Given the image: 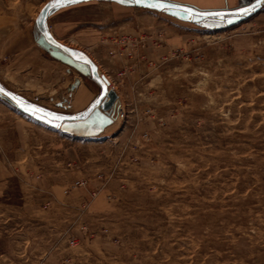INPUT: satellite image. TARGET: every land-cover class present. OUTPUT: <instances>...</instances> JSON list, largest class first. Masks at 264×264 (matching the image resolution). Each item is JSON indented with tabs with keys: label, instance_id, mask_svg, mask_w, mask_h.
<instances>
[{
	"label": "rangeland",
	"instance_id": "374dc122",
	"mask_svg": "<svg viewBox=\"0 0 264 264\" xmlns=\"http://www.w3.org/2000/svg\"><path fill=\"white\" fill-rule=\"evenodd\" d=\"M48 3L0 0V264H264V1Z\"/></svg>",
	"mask_w": 264,
	"mask_h": 264
},
{
	"label": "crops",
	"instance_id": "0c3cea01",
	"mask_svg": "<svg viewBox=\"0 0 264 264\" xmlns=\"http://www.w3.org/2000/svg\"><path fill=\"white\" fill-rule=\"evenodd\" d=\"M264 0H260V2H263ZM153 2V0H146V3H150ZM162 3H168V4H177L181 7L184 8H191L194 10H198V11H203V12H228V11H232L237 9V7L239 6H249V5H253L254 3L257 2V0H161ZM148 7V6H147ZM167 10V9H166ZM46 40L48 39L50 42L54 43L53 47L54 48H63V49H67V52L69 51V48H67L68 46H66L65 44H62L59 40H55V39H50L51 37L48 35H45ZM46 40H42L40 39L38 41V45L39 47H46L48 45V43L46 42ZM2 90H4L2 87H0ZM70 88H72V90H77V95H78V91L83 90L84 88L79 87V85L77 86H71ZM85 90V89H84ZM86 91V90H85ZM5 92V91H4ZM88 92V91H87ZM93 98H89L88 103H84L83 105H81V109L79 110L80 112L85 111L86 109H88L90 106H88L90 104V101ZM87 111V110H86ZM90 122L89 116L88 118L86 117L84 119V122Z\"/></svg>",
	"mask_w": 264,
	"mask_h": 264
},
{
	"label": "snow or ice",
	"instance_id": "6c2138e0",
	"mask_svg": "<svg viewBox=\"0 0 264 264\" xmlns=\"http://www.w3.org/2000/svg\"><path fill=\"white\" fill-rule=\"evenodd\" d=\"M79 2H80V0H49V3L44 6V9H42L41 12L43 13V11L45 9L58 8L61 6H67L69 4H76ZM121 2H125V0H121ZM130 2L136 3V4H143V3H146V0H130ZM259 3H260V0H257V4H259ZM147 6L151 7V8H170V7H172L171 5H167L165 3H162L161 0H153V2L148 3ZM252 7H254V6H248V7L239 6V7H237L236 11L240 15H245L249 11L252 10ZM40 19L41 20L43 19V15H41ZM32 111L35 112V109H32Z\"/></svg>",
	"mask_w": 264,
	"mask_h": 264
},
{
	"label": "water",
	"instance_id": "95a60500",
	"mask_svg": "<svg viewBox=\"0 0 264 264\" xmlns=\"http://www.w3.org/2000/svg\"><path fill=\"white\" fill-rule=\"evenodd\" d=\"M146 4H148V3H146ZM44 34L48 35V32L44 31ZM50 39L52 40L53 38L51 37ZM0 97H2L3 99L7 100L8 102H10L14 105L16 104V102L9 95H7L1 88H0ZM116 100H118L117 93L112 89L108 90L106 98H104L101 102H99L98 107L106 115H111V113L114 110V107L116 105V102H117ZM78 118L79 117L76 115L67 117V119H71V120H78ZM63 119L64 118H62L61 120H63Z\"/></svg>",
	"mask_w": 264,
	"mask_h": 264
},
{
	"label": "built area",
	"instance_id": "2783aa9c",
	"mask_svg": "<svg viewBox=\"0 0 264 264\" xmlns=\"http://www.w3.org/2000/svg\"><path fill=\"white\" fill-rule=\"evenodd\" d=\"M110 90H114L115 87L114 86H111V88H109ZM123 114V107L121 105H118V106H115L114 107V110L112 111L111 115L110 116H115L117 115L118 118H120Z\"/></svg>",
	"mask_w": 264,
	"mask_h": 264
},
{
	"label": "trees",
	"instance_id": "16d2710c",
	"mask_svg": "<svg viewBox=\"0 0 264 264\" xmlns=\"http://www.w3.org/2000/svg\"><path fill=\"white\" fill-rule=\"evenodd\" d=\"M249 6H251V5H249ZM246 7H248V6H246ZM224 13H226V14H228V15H231L230 13H232V14H234V15H236V16L239 15V13L236 11V9H235V10H232V11L224 12ZM247 16H248V18L251 17V15H247ZM240 17H242V15H241ZM245 18H247V17H243V18H241V20H239V22H240V23L243 22V21L245 20ZM92 106H96V103H94ZM92 106H91L90 108H92ZM88 109H89V108H88Z\"/></svg>",
	"mask_w": 264,
	"mask_h": 264
},
{
	"label": "bare ground",
	"instance_id": "6f19581e",
	"mask_svg": "<svg viewBox=\"0 0 264 264\" xmlns=\"http://www.w3.org/2000/svg\"><path fill=\"white\" fill-rule=\"evenodd\" d=\"M83 93H85V94H84V96H85V95H86V93H87V91H86V92H83Z\"/></svg>",
	"mask_w": 264,
	"mask_h": 264
}]
</instances>
